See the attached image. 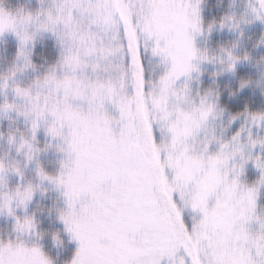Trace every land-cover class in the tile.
Here are the masks:
<instances>
[{"label":"snow or ice","instance_id":"obj_1","mask_svg":"<svg viewBox=\"0 0 264 264\" xmlns=\"http://www.w3.org/2000/svg\"><path fill=\"white\" fill-rule=\"evenodd\" d=\"M65 2L76 8L87 4V10L95 17L93 23L118 34L115 45L109 44L99 51L102 57L116 56L121 62L118 85L111 80H80L76 73L88 66L87 59L95 54L96 46L92 36L83 35L77 28L71 30L72 17L68 16L63 22L70 35L80 42L83 56L70 52L62 60L69 74L57 78L55 73H49L38 82L61 98L50 101L46 96L44 104H40L39 93L34 97L26 88H14L17 96L28 99L35 113L31 121L32 139L38 120L46 112L51 118L46 133L66 142L68 159L62 162L63 171L55 178L39 169L37 174L41 180L64 189L67 210L60 220L79 245L71 264H161L162 258H168L172 264H185L183 257L175 259L180 249L189 258V264H264V232L251 234L245 227L253 219L256 188H245L237 179L243 165L252 159L261 173L257 183L264 182V159L241 156V163L233 165V175L228 179V162L240 152L239 147H230L225 142L206 158L203 154H190L188 138L213 112V105L204 100L200 102L198 115L182 113L177 108L183 124L168 126L171 144L167 158L157 148L158 129L151 112L159 110L161 120L169 121L167 93L179 77L194 70L190 61L195 49L186 28L190 25L193 31H200L199 0ZM257 2L259 9L254 8L253 12L261 19L259 12H264V0ZM186 10H190V19ZM166 13L176 14L175 35L170 32ZM6 30L18 36L21 46L32 39L31 34L16 32L13 20L0 9V33ZM145 38L155 40L154 55L171 61L159 80L160 96L146 94L144 90L141 47ZM19 56L30 66L22 50ZM229 59L233 62L228 65L231 71L237 58L229 55ZM92 68L95 71L98 65L93 64ZM127 87L130 94L124 91ZM171 95L177 101L184 99L175 91ZM81 103L86 107H81ZM105 104L111 105L118 116L109 115ZM12 107L7 103L0 105L2 110ZM251 118L258 122L264 115L254 114ZM238 137L239 132L232 141L238 143ZM9 140L12 142L11 137ZM258 143L264 145L254 140L251 146ZM26 144L31 151L32 145L23 140L17 150ZM31 158L29 155L28 159ZM11 170L19 175L18 168ZM3 171L5 167L0 164V172ZM31 196V186L23 191L17 189L13 195L5 194L0 211L7 210L11 215L10 203L14 198L24 205ZM182 207L201 214L191 232L182 220ZM260 227L264 229V220L260 221ZM33 228L30 217L22 222L17 220V231L24 233ZM0 264L51 262L35 245L9 242L0 243Z\"/></svg>","mask_w":264,"mask_h":264},{"label":"trees","instance_id":"obj_2","mask_svg":"<svg viewBox=\"0 0 264 264\" xmlns=\"http://www.w3.org/2000/svg\"><path fill=\"white\" fill-rule=\"evenodd\" d=\"M51 2L53 0H44L43 4L41 0H0V9L12 14L35 15L50 6ZM200 23L202 33L195 44L200 65L196 73L179 88L185 90L192 105L207 96L227 121H236L228 137L242 130L250 132L251 139L255 141L264 140V119L257 122L251 118L254 114L264 115V20L256 18V13L249 7V0H201ZM58 50L52 40L34 43L26 50L29 66L19 56L21 47L10 39H3L0 41V85L4 80L15 78L9 84L10 88L14 85L25 87L44 78L58 63ZM229 55L237 58L231 71L228 65L233 62ZM141 63L146 93L160 78L164 68L144 50H141ZM9 91L0 88V105L10 101ZM9 121L15 125L10 126ZM15 121L13 117H0V164L8 167L15 163L21 171L19 180L8 182L9 187L31 186L35 191V169L54 176L56 161L49 154L51 149L48 144L37 137L35 148L40 155L33 160L35 168L25 170L23 161L19 162L22 158L17 159L15 155L17 136L27 129ZM259 147L260 151L255 150L252 158L264 157V145L259 144ZM241 175L242 183L251 187L261 173L247 165ZM64 212L65 201L61 195L42 187L25 213V217H30L34 224L32 243L51 264H70L76 252V246L60 220ZM255 217L264 220V185L257 194ZM182 220L189 230L191 221L195 219L185 214ZM10 224L5 220L0 221V239H15L11 235Z\"/></svg>","mask_w":264,"mask_h":264},{"label":"rangeland","instance_id":"obj_3","mask_svg":"<svg viewBox=\"0 0 264 264\" xmlns=\"http://www.w3.org/2000/svg\"><path fill=\"white\" fill-rule=\"evenodd\" d=\"M194 2V0H193ZM65 3V0H53L51 2L50 6H55L58 4ZM252 3L254 7L258 8V2L257 0H252ZM48 6V7H50ZM139 7V5H137ZM200 7H201V0H199V3L197 5L198 12H199V32L193 31L191 26H187L186 31L189 35L192 37V45L195 49L196 41L201 37L202 29H201V23H200ZM88 5L87 4H81L78 8L72 7L69 3H67V7L65 10H63L61 13H58V15L61 17V19L58 21L59 27L62 29L64 28V19L68 16L72 17L73 26H75L79 32H81L85 36H92L95 41L96 46V52L94 55L89 57L87 59V67L83 72H77V77L85 82H95L97 80L99 81H108L111 80L113 83L118 85L119 78L121 76V68L120 65V59L116 56H108V57H102L100 54V49L104 46H107L109 44L115 45L118 42V34L114 32L112 29H103L101 28L97 23H93L95 17L90 13V11L87 10ZM12 20L16 29V32H21V25H26L27 32L32 35V39L29 43L26 44L27 48H30L34 45V43H37L40 40L44 41H53L54 44L58 47L59 51V61L58 63L53 67V69L48 72L49 73H55L57 78H62L64 75L69 74L66 66L62 63L63 57L68 54V50L70 48L71 52L73 54L79 52L81 56H83V49L81 48L80 42L78 40H75L69 32L65 31L63 33L64 40H61V33L57 30H44L38 27L37 23L33 22V18L37 16L35 15H23V14H12L5 12ZM40 14L43 15V11H40ZM186 15L189 16L190 19V10H186ZM167 17V23L170 29L171 34L175 35V28H176V19H175V13L172 14H164ZM30 16V19H26ZM3 39H10L17 43L20 47V41L18 39V36L13 33L10 30H6L2 33H0V41ZM156 42L154 39H142V47L141 50L146 51L150 57L154 60H156L160 65L163 66L164 70L162 72V75L166 72V70L170 67L171 61L164 56L161 55H154L153 54V47L155 46ZM197 54L195 51V56L191 59L190 63L193 65L194 70L190 71L187 76H181L179 79L175 81V83L172 86V90L177 93V96H183L184 99L181 101H177L176 97H173L171 93L168 95V100L166 102V107L169 113L171 114L170 121H175L178 126H182L183 124V117L179 115L177 112V108L182 113L188 114L187 109L188 108H194L198 109L200 107L201 100H204L205 103L213 105V112L208 116L206 122L199 128L198 131L195 132V134L188 138V145H189V153L192 155L200 156L201 154L204 155L206 158L207 155L215 153L219 150L220 144L227 142L230 147H239L240 152L233 158L230 159L228 162V179H231L233 175V165H239L241 163V156L244 158H252V155L254 154L255 150L260 151L259 143L256 144L254 147L251 146V141H254L250 137V132L245 133L244 131L240 130L239 137H238V143L232 141V137L237 133H235L232 136H227L229 132H231V129L236 121L234 120H226L222 113H220V109L216 107V105L210 101V99L207 96H204L200 98L197 101L196 105H192L190 103V99L187 96L185 90L183 88H179V85H183L187 80H189L197 71L199 68V59L197 58ZM97 64L98 68L97 70H93L92 65ZM166 66V70H165ZM165 71V72H164ZM161 75V76H162ZM160 76V78H161ZM160 78L153 83L151 88H149V92L147 91L146 94L152 93L153 96L157 95V92H159V80ZM42 79L33 81L31 84L29 83L28 86L20 87L22 89H28L30 94L32 96H36L37 93H39V99L38 103L44 104V97H48L50 101L60 99L57 94L52 93L48 88L39 89L37 88L38 82L42 81ZM15 78H11L8 80H4L2 82V85H6L5 87H2L1 90L3 91H9L10 93V101L4 102V104H11L13 107L9 110H2L0 109V117H13L17 122L19 126H21L24 129H27L26 132H21L22 135L17 136V147L21 145L22 140L28 141L31 145V151H29V148L26 145L23 147H20V150L18 151L16 149V158H22V160H19V162L23 161L24 165L23 168L26 170L29 167L35 168L33 164V160L35 158H38L40 155V152L35 148V140L37 137H40L42 140H44L45 143L48 144L49 148L51 149L49 151V154L55 158L56 163H54V169L55 174L54 176H51L55 178L58 176L62 171V162H66L68 159L67 155V146L64 139L61 137H53L51 135H48L46 133V128L51 123V118L47 116V113L45 112L44 118L38 120V128L35 132V139H32L33 133L31 130V121L35 118V113L31 111L32 105L29 103L27 98H23L20 96H17L14 92V88L17 85H14V87L10 88L9 84L11 82H14ZM125 92L129 93L131 92L130 87H127L124 89ZM149 104H150V98H149ZM81 107H86L85 104L81 103ZM105 109L107 113L113 117H117L118 113L113 109V107L109 104H105ZM23 113V114H21ZM161 112L159 110H155L151 112V117L154 123V127H156L158 130L155 132V138L157 140V148L160 152H163L165 154V158H167L168 154V148L171 144V133L168 130V127L165 125V122L161 120ZM227 121V122H224ZM10 122V126H14L15 123L12 121ZM66 131V130H65ZM205 145H207V151H204ZM31 155V159H28V156ZM264 159V157L262 158ZM251 160V161H250ZM249 165L251 169L254 171L257 170L260 172L258 168H256L252 162V159H248V162L243 165V169ZM5 171L0 172V203H3V200L5 198V194L7 195H13L15 190L20 189L23 191L25 188L21 187H9L8 182L19 180L21 177V171L19 167L15 166V163L11 166H4ZM13 167H16L19 169V175L12 171L11 169ZM243 171V170H242ZM37 170L35 169V184L36 189L35 191L32 190V196L29 201H27L24 205H20L19 201L17 199H13L10 203V207L12 209V214L9 215L7 210L0 211V221L5 220L7 222H10L12 226V233L11 235L15 238L13 241L10 240H2L0 239V243H20L22 242L26 246H33L34 243H32V238L34 237V228L32 230H29L27 232L21 233L16 230V223L17 220H20L21 222L25 218V213L27 212L28 206L32 202V199L37 195L38 192L42 189V187H46L48 189L54 190L56 193L61 195L62 199L65 201V212H66V199L63 195L64 189L62 186H57L56 183L50 182L49 180H41V178L37 174ZM242 174V172H241ZM239 175L237 178L239 183L243 185L245 188H256V194H255V209L253 212V219H251L245 227L248 229V231L251 234H256L257 232H262V228L260 227V220H258L255 217V210H256V202H257V194L259 189L264 185V182L254 184L251 187H248L242 183V175ZM49 176V175H48ZM189 189H185V192L187 193ZM187 198V196H186ZM211 204V202H210ZM179 206V202H178ZM187 214V216L191 217L192 219H195L194 221H191L190 223V229L188 230L191 232L192 225L194 222H198L201 218V214L199 212H194L190 207H182L181 208V217L183 215ZM63 223V221H62ZM63 226L65 228V225L63 223ZM66 230V228H65ZM68 235L70 236L72 242L77 248L79 247L78 242L72 239L70 233L66 231ZM41 251V250H40ZM76 253V252H75ZM181 257L184 258L185 264H189V258L185 256L183 249H180L177 251L175 255V259L178 261ZM71 264V263H70ZM161 264H172V261L168 258H162Z\"/></svg>","mask_w":264,"mask_h":264},{"label":"clouds","instance_id":"obj_4","mask_svg":"<svg viewBox=\"0 0 264 264\" xmlns=\"http://www.w3.org/2000/svg\"><path fill=\"white\" fill-rule=\"evenodd\" d=\"M43 2H44V0H41L42 4H43ZM66 7H67L66 2L62 3V4L55 5L54 7L53 6L47 7L43 10V15H41L40 13H37V16L33 18V22L37 23L38 27L41 29L47 28L50 31L51 30H57L58 32L61 33V40L63 41L64 40L63 33L65 31L70 33V29H69V27H66L65 24H64V28L61 29L59 27L58 21L61 19V17L58 15V13H61L63 10L66 9ZM249 7L251 8L252 12H253V9L256 8L253 6L251 0H249ZM256 9H259V7ZM256 15H257V13H256ZM259 15L261 16V20H264V12H259ZM20 27H21V32H20L21 34L28 33L27 29H26V25H21ZM71 30L75 31L76 27L73 26ZM21 50L26 55V50H27L26 44L21 46ZM70 52H71V50L69 48L68 54ZM21 58L24 59V57H21ZM37 88H38V90L43 89V87L40 86L39 84L37 85ZM172 91H173L172 89H169L167 95H169ZM157 96H160V90H159V92H157ZM198 110H199V108L198 109H194V108H188L187 109L188 114H190V115H198ZM169 124L175 125L176 122L170 121V120L165 121V125L167 127L169 126ZM260 141L264 142V140H260ZM233 147H235V146H233Z\"/></svg>","mask_w":264,"mask_h":264}]
</instances>
